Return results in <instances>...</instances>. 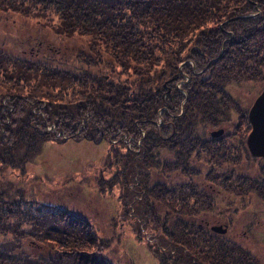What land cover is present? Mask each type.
<instances>
[{"label":"trees","instance_id":"obj_1","mask_svg":"<svg viewBox=\"0 0 264 264\" xmlns=\"http://www.w3.org/2000/svg\"><path fill=\"white\" fill-rule=\"evenodd\" d=\"M0 12L32 23L7 24L19 54L0 37V264H115L87 218L47 204L75 180L102 196L116 186V217L173 264H262L209 226L241 216L219 207L264 198V165L240 161L259 160L246 137L264 89V0H0ZM70 141L106 143L109 177L31 174L42 147Z\"/></svg>","mask_w":264,"mask_h":264},{"label":"rangeland","instance_id":"obj_2","mask_svg":"<svg viewBox=\"0 0 264 264\" xmlns=\"http://www.w3.org/2000/svg\"><path fill=\"white\" fill-rule=\"evenodd\" d=\"M7 24L13 25L11 30L16 33L17 29L21 32H23V29L26 31L28 26H31L32 23L27 21L23 23L18 15L11 16L10 13L5 14L0 12V37L9 41L5 43L4 49H8V52L11 54H19L20 51L14 47V42L5 37V34H7L6 28H9ZM262 90L263 89L257 93L256 98ZM256 92L257 90L255 93ZM254 101L255 99L252 104ZM242 135L245 137L246 134ZM228 141L230 143H235L233 139H229ZM106 147L107 145L104 142L89 143L70 141L64 145L50 146L46 144V146L42 147L39 158L29 167V171L35 177L46 179V182L52 179L57 180L59 175L70 171H76L79 177L82 173H86L90 175L92 179L94 175L98 174L101 175V177L103 176V179H107L112 170L109 169V172L103 173V170L106 168L104 167L106 162ZM240 161H244L243 164H245L241 168L242 171H249L256 175L261 174L262 170L259 166L264 165V157H259V160L250 162V159L247 161L245 156H241ZM80 178L83 179V176ZM76 182L77 180L74 181L75 184L73 182L67 184V187L57 192L56 197H53L55 195L52 194L54 190L49 188L50 193L45 197V199L49 201L47 204L62 205L66 209L78 214L80 217L83 216L87 218L98 230L99 236L103 239L105 244H108L106 252L113 263L163 264L166 261L165 264H173L172 258L167 257L165 260V253L159 255L154 253V249L149 247L148 241L146 240L148 237H140V240L137 239V235L133 233L136 227L134 221L132 222L130 218L125 219L124 217L120 220L116 217L118 216L117 214H120V209H122L119 206L120 203L116 201L118 195L116 186L111 185L110 190L106 189L103 191L105 196H102L95 188L93 182L91 184L82 181L77 184ZM41 186L46 187L44 184ZM85 189L88 191L84 192ZM237 197L240 198V196ZM57 198L59 200L55 201ZM219 198L224 201L223 204H229L225 201L227 200L225 198L230 199L231 195L220 194ZM243 198H245L243 200H249V202L245 201V203L241 205L239 204V199H236L235 202L231 204L230 209L228 205L217 209V213L223 216L241 215L239 218L235 219L236 222L233 226L232 224L228 225L226 220H221L222 222L213 225H220L222 227H226L225 225H227L224 235L229 240L231 238V240L234 239L236 242H240L239 244L242 247L254 254L258 261L264 264V198L255 192L249 193ZM114 217H116V224L112 225L110 218ZM142 235H144V233Z\"/></svg>","mask_w":264,"mask_h":264},{"label":"water","instance_id":"obj_3","mask_svg":"<svg viewBox=\"0 0 264 264\" xmlns=\"http://www.w3.org/2000/svg\"><path fill=\"white\" fill-rule=\"evenodd\" d=\"M248 117L251 125V132L246 141L248 149L254 157H264V90L255 100ZM218 132L214 133V135L221 133V131ZM212 230L217 232L225 231V229L220 230V227H213Z\"/></svg>","mask_w":264,"mask_h":264},{"label":"flooded vegetation","instance_id":"obj_4","mask_svg":"<svg viewBox=\"0 0 264 264\" xmlns=\"http://www.w3.org/2000/svg\"><path fill=\"white\" fill-rule=\"evenodd\" d=\"M223 130V131H222ZM222 134L221 135H216V137H212V136H215V135H213L215 132H216V130L215 129H213V130H211L210 131V138L211 139H214V140H216V141H218V140H222L223 139V136H224V133H225V129H223L222 128ZM235 136V135H234ZM235 172H238V171H235ZM212 192L213 193H216V191H214V190H212ZM220 194H223V191H221V190H218V195H220ZM228 194H230V193H228ZM231 197H233V195H231ZM234 197H236V196H234ZM225 225V224H224ZM214 225H210L209 227H210V229L213 227ZM226 227H227V225H225ZM224 227V226H223ZM223 234H225V233H223Z\"/></svg>","mask_w":264,"mask_h":264}]
</instances>
